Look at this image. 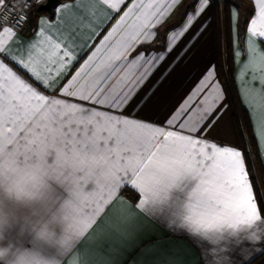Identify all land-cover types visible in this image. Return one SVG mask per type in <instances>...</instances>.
<instances>
[{
  "label": "snow or ice",
  "instance_id": "6c2138e0",
  "mask_svg": "<svg viewBox=\"0 0 264 264\" xmlns=\"http://www.w3.org/2000/svg\"><path fill=\"white\" fill-rule=\"evenodd\" d=\"M211 2L96 0L105 10H114L118 19L106 30L100 47L68 76L64 69L76 60L71 44L54 38L39 18L31 38L14 52L17 30L32 20L33 0H0V129L90 138L113 163L105 194L114 195L116 203L127 200L126 190L135 193L128 200L130 215L122 239L138 251L148 247L142 242V221L163 211L170 190L188 184L187 202L173 213L169 228L198 247L205 264H243L253 246L257 251L264 247V195L247 164V143L241 147L211 135L231 114L216 65H207L162 119L140 115L155 85L206 31ZM17 5L19 15L13 11ZM76 6L77 0H65L59 7ZM180 9L178 23L164 28ZM237 16L234 8L233 21ZM256 37L264 38V0H255L245 44ZM257 56L264 57V49L240 48L234 41L235 78L247 77L246 90L264 95V69H254ZM42 65L48 77L42 75ZM237 95L248 111L239 87ZM252 135L257 155L264 160V128L257 137L253 126Z\"/></svg>",
  "mask_w": 264,
  "mask_h": 264
},
{
  "label": "crops",
  "instance_id": "0c3cea01",
  "mask_svg": "<svg viewBox=\"0 0 264 264\" xmlns=\"http://www.w3.org/2000/svg\"><path fill=\"white\" fill-rule=\"evenodd\" d=\"M46 3L47 0H43L33 10L25 32L16 33L14 52L19 53L31 38L39 18L54 38L70 42L76 60L64 71L72 76L88 60L93 49L100 47L106 30H110L118 16L114 10H105L96 0H77L75 8H60L65 1L57 0L50 12H40ZM191 3L192 0H185L186 5ZM215 6L216 1L212 0L206 31L193 41L188 54L167 78L155 85L154 94L140 115L162 119L211 63L216 65V78L231 106V114L211 135L241 146L233 119L232 97L241 105L238 87L245 93L246 112L259 137L264 128V95L259 90H246L247 77L237 81L236 73L234 94L227 89L217 62ZM234 8L238 16L235 21L232 19L233 45L235 41L240 48L264 49L261 43L264 38L256 37L245 44L246 31L255 16V0H243L242 9L232 3V10ZM182 11L171 15L164 28L178 23ZM241 60L242 55L237 57L238 62ZM49 67L55 74V66ZM254 69L257 72L264 69V57H256ZM41 71L48 77L49 72L43 65ZM55 79L63 83L59 76ZM242 108L245 110L244 106ZM261 148L264 149V139ZM252 155L250 152V159ZM0 161L11 162L36 177L23 191L11 178H0V264H133L135 260H142L143 264H205L200 249L183 234L169 228L173 213L187 202L188 184L170 190L163 211L142 221V242L148 247L138 251L134 244L128 245L122 239L130 215L128 200H133L135 193L126 190L127 200L116 203L114 195L105 194V186L113 177V163L90 138L74 134L21 135L20 130L3 128L0 129ZM251 161L253 171L259 176L255 162ZM260 162L264 175L261 156ZM247 164L250 167L249 159ZM257 186L264 195L260 179ZM250 253L243 264H264V247L257 251V246H253Z\"/></svg>",
  "mask_w": 264,
  "mask_h": 264
},
{
  "label": "trees",
  "instance_id": "16d2710c",
  "mask_svg": "<svg viewBox=\"0 0 264 264\" xmlns=\"http://www.w3.org/2000/svg\"><path fill=\"white\" fill-rule=\"evenodd\" d=\"M65 1V0H58ZM215 9V25H216V36H217V62L219 67V72L227 86V89L234 94V74L235 68L233 65L232 49H233V27H232V6L226 1L224 2V7H220L216 3ZM232 97V96H231ZM233 103V119L237 128L239 140L241 147H244L247 143L249 151L253 154L252 159H249L250 168L257 180L260 179L261 185L264 189V175L262 173V167L260 162V156L257 155L256 151V139L253 138V128L251 123H249V118L247 112L242 108L241 105L236 103L234 97H232ZM243 131L244 135H241ZM255 162L259 176L256 175L254 170V165L252 166V161ZM259 190V188H258ZM260 192V191H259Z\"/></svg>",
  "mask_w": 264,
  "mask_h": 264
},
{
  "label": "clouds",
  "instance_id": "9594fccd",
  "mask_svg": "<svg viewBox=\"0 0 264 264\" xmlns=\"http://www.w3.org/2000/svg\"><path fill=\"white\" fill-rule=\"evenodd\" d=\"M0 178H11L23 191L24 186L34 183L36 177L28 171L18 169L11 162L0 161Z\"/></svg>",
  "mask_w": 264,
  "mask_h": 264
},
{
  "label": "built area",
  "instance_id": "2783aa9c",
  "mask_svg": "<svg viewBox=\"0 0 264 264\" xmlns=\"http://www.w3.org/2000/svg\"><path fill=\"white\" fill-rule=\"evenodd\" d=\"M42 1H43V0H39V3H37L36 0H33L32 7H31V9H29L30 14L33 12V10H34V9H35V8H36V7L42 2ZM13 11L16 12L17 15H19V13H20V11H21L19 5H17V6L13 9ZM27 25H28V23L21 25L20 28L17 30V32H18L19 34H23V33L25 32L26 28H27Z\"/></svg>",
  "mask_w": 264,
  "mask_h": 264
},
{
  "label": "rangeland",
  "instance_id": "374dc122",
  "mask_svg": "<svg viewBox=\"0 0 264 264\" xmlns=\"http://www.w3.org/2000/svg\"><path fill=\"white\" fill-rule=\"evenodd\" d=\"M215 1L217 4L220 5L221 8L224 7V2L228 1L231 4V6L233 3V5H235L238 9H242L243 0H215Z\"/></svg>",
  "mask_w": 264,
  "mask_h": 264
},
{
  "label": "water",
  "instance_id": "95a60500",
  "mask_svg": "<svg viewBox=\"0 0 264 264\" xmlns=\"http://www.w3.org/2000/svg\"><path fill=\"white\" fill-rule=\"evenodd\" d=\"M56 3H57V0H47V3L44 6H42L39 9V11L40 12H50L53 9V7L56 5Z\"/></svg>",
  "mask_w": 264,
  "mask_h": 264
}]
</instances>
